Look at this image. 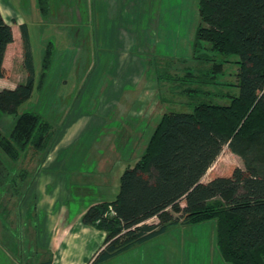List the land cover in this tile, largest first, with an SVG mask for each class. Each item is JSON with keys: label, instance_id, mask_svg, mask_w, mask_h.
<instances>
[{"label": "trees", "instance_id": "obj_1", "mask_svg": "<svg viewBox=\"0 0 264 264\" xmlns=\"http://www.w3.org/2000/svg\"><path fill=\"white\" fill-rule=\"evenodd\" d=\"M38 3L46 15L49 0ZM199 16L197 65L186 68L181 78H170L177 80L174 91L202 102L188 113L163 114L136 164L121 176L116 199L93 205L83 215L85 225L106 233L88 264H103L170 226L209 221L216 222L225 263L264 264V0H200ZM20 30L28 77L14 90L0 91V117H14L8 134L0 129V189L13 196L18 179L25 180L13 165L34 151L41 168L67 118L53 122L50 107L42 113L20 111L37 84L28 29L23 25ZM13 42V29L0 12V78L10 77L4 60ZM52 46L43 53L39 87L52 67ZM201 49L209 53L199 54ZM227 65L237 68L235 83L225 79ZM225 148L243 160L244 170L232 166L219 174L211 169ZM154 218L159 223L150 225Z\"/></svg>", "mask_w": 264, "mask_h": 264}, {"label": "rangeland", "instance_id": "obj_2", "mask_svg": "<svg viewBox=\"0 0 264 264\" xmlns=\"http://www.w3.org/2000/svg\"><path fill=\"white\" fill-rule=\"evenodd\" d=\"M77 1L49 0L46 15H43L38 7L36 16L39 20L35 23L36 25L31 24L28 29L29 44L34 53L33 64L37 84L32 98L20 108V111L42 113L49 101V105L52 106H48L51 108L48 113L52 114L54 118L52 121L58 120L61 123L62 119L74 109L73 105L76 102H74L75 96H71V86L72 83L78 84L77 94L82 96L79 100L84 102L80 108H76L80 109L79 112L85 110L87 114L95 115L100 112V115H96L98 121L96 125H103L100 128L94 127L96 130L91 131L92 136L88 134L89 139L85 138L78 147L84 151L86 160L81 174L91 182H97L98 177L94 165L99 158L98 150L116 147L122 150V153L129 154L128 157L140 158L163 114L167 112L188 113L193 110L196 103L202 102L190 99L187 94V96L180 94L181 90L176 88L174 91L173 87L178 86L177 80L173 81L170 78H181L186 73V68H193L197 65L194 56L198 53L194 50V44L200 25V0H170L171 4L168 3L169 0H164L162 6H152L149 10L147 6L137 4V0H120V5L118 2L117 6H113L111 0H82L79 5L74 6ZM22 8L24 13L30 15L33 7L23 5ZM149 33L150 43L155 47L146 45L145 51L147 52L148 47L155 50L149 55L138 54L140 57L146 56L144 60L147 65L149 64V76L152 78L149 92L152 98H147V90L145 93L142 90L139 96L143 95V99L159 102L154 111L160 113L151 121L144 122L142 118L146 117L143 113L145 106L133 109L131 111L134 117L133 127L135 129L140 127L143 132L141 134L134 132L132 139H129V135L112 133L110 129H123L130 124L131 120H128V125L125 119L121 120L120 116L124 115L119 109L112 110L105 119L101 116V112L105 109L99 110V107L103 102L105 103L104 91L114 82L117 58L124 52L126 38L134 36L128 44L130 48L136 46L134 39L138 35V45L135 50L140 52L142 48L140 43L144 41V37L148 38L145 35ZM19 34H21L20 30ZM50 44L53 45L52 67L48 71L44 86L39 87L43 53ZM17 45L20 52L18 57L16 55L12 77L22 80L25 76L28 77L24 65L25 46L22 34L20 43ZM205 53L209 52L201 49L199 54ZM144 60L141 59L140 62ZM225 69L227 73L225 79L235 83L234 74L237 68L227 65ZM128 78L122 75L119 82L125 83L126 86L125 80ZM63 79L66 81L62 82ZM49 86L55 91L52 96L48 90ZM142 87L140 86L138 90ZM125 89L131 91V86L128 84ZM134 92L135 96L139 93L136 89ZM158 96L165 102L159 101ZM92 120L94 121L93 117L85 118L87 124ZM60 123L56 125V129ZM9 125V122L2 124L0 129L8 134L12 128ZM56 147L57 143L52 150ZM40 159V156H34V151H31L25 160L13 165L15 173H24L25 178L24 181L18 179L17 195L13 196L11 192L2 194L0 189V264H19V259L24 264H38L50 259V254L40 250L41 246L37 245L38 212L35 211V200L31 199L32 185L40 170ZM232 166L245 169L243 160L225 148L211 169L224 174ZM88 170L93 172H88ZM209 180V175L203 179L204 182ZM90 189L91 187L84 188L78 197L74 196L79 200L69 204L72 212L83 205L89 206L90 202L96 198ZM148 223L157 224L159 220L154 218ZM174 243L181 249L180 258L176 253V260L180 261L178 264H227L223 261L217 247L215 221L198 225L170 226L164 235L151 240L147 245H149L150 252L157 251L156 253L160 255L164 253L173 255L175 253L170 252L169 246ZM161 247L163 248L158 250ZM164 247L165 251H163Z\"/></svg>", "mask_w": 264, "mask_h": 264}, {"label": "crops", "instance_id": "obj_3", "mask_svg": "<svg viewBox=\"0 0 264 264\" xmlns=\"http://www.w3.org/2000/svg\"><path fill=\"white\" fill-rule=\"evenodd\" d=\"M81 2L82 0H78L74 3V6L79 5ZM118 2L120 5V0H111L113 6H117ZM168 3L171 4V1L169 0ZM137 4L147 6V10H149V7L151 8L152 6H162L164 0H137ZM23 5H31L33 7L30 15L23 12ZM38 7V0H0V12L5 22L12 27L14 33V42L8 47L4 60V67L10 71V77L9 79L0 78V91L4 89L14 90L18 85L22 84V81L27 79V76L22 80H16L12 77L15 70L14 63L16 61V55L18 57L20 52V48L17 45L20 43L21 36L19 30L23 25H26L27 29L30 28L31 24L32 26L36 25L35 23L39 20V17L36 16ZM145 36L148 38L144 37V41L140 43L142 47L140 52L135 50L137 49L139 36H135L134 41L136 46L130 47L132 49L128 47V44L134 36L126 38V43L123 47L124 52L117 58L114 82L104 91L103 96L105 98V103L103 102L99 107V110L102 108L105 109L101 112V116L105 117V119L111 114L110 112L112 110L119 109L121 110V114L124 115L120 116L121 120L125 119L126 123L128 120H131L130 124L128 125L127 123L128 126L123 129H110L112 133H125L129 135V139H132L134 132L138 134L143 132V129L140 127L137 129L133 127L132 120H134V117L132 115L133 112H131L133 109H139L145 106V111L143 113L146 117L142 118L144 122L151 121L160 113L154 111L159 105V102L155 103L153 100L143 99V95L139 96L142 90L144 93L145 90H147V98H152L149 92L151 89L149 85L152 81V78L149 76V64L147 65L144 60L146 56L140 57L138 54L142 53L149 55L155 50L150 48L151 46L155 47L154 44L152 45L150 43V33ZM146 45H150V47L146 49L147 52L145 51ZM33 54L32 51L34 60ZM141 59L144 60V62H140ZM130 69H132V71ZM122 75L129 77L125 82L126 86L128 84L131 86V91L125 89V83L121 84L119 82L120 76ZM65 81L66 79H63L62 82ZM140 86L143 87L141 90H138ZM147 86L149 87L148 89ZM71 87V96H75L74 102H76L73 105L74 109L67 114L66 120L63 121V129L56 142L57 147L50 152L48 158L41 166L31 189V199L33 201L35 200L36 206L33 201L32 204L35 206V211L38 212V223L36 226L38 227L37 245L41 246L40 250L50 254L51 264L89 263L95 253L103 246L106 233L93 226L85 225L82 221V217L91 206L116 199L120 190L121 176L128 167H133L139 159L128 157L129 154L122 153V150L120 151L116 149V147L114 149L106 147L105 149L98 150V154L100 153L99 158L94 165L98 181L91 182L90 179H86L85 176L81 174L86 160L84 151L78 148L79 144L85 140V138H88V134L91 135V131L94 132L97 127L100 128L103 125H96L98 123L96 115H100V112L95 115L93 113L87 114L85 110L79 112L80 109L76 107L80 108L82 102H84L83 100H79L82 96H79V93L77 94L79 85L72 83ZM50 88L49 86L48 90L52 96L55 91L53 87ZM135 89L137 93L139 92L136 96L134 95ZM158 98L159 101L165 102L160 99V96H158ZM50 101L52 102L53 99ZM48 106H52L49 105V101L47 102V108H49ZM108 108L110 109L108 110ZM81 109L84 108L81 107ZM86 117H93L94 121L92 120V122L87 124L85 121ZM8 122L12 127L14 124V117L10 115L0 117V125ZM111 138L113 139V137ZM141 139H143L142 135ZM88 172L92 173L93 171L88 170ZM85 179L86 181H84ZM88 187H91L90 191L96 198L90 202L89 206L83 205L81 208L76 209L75 212H72L69 208V204L72 201L79 200L75 199L74 196L78 197L82 189ZM148 242L136 245L131 250L103 264H178V262H180L176 260V253L179 254V258L181 255L180 246L175 243L169 246L170 252L175 253L173 255H166L165 253L164 255H160L156 253L157 251L155 253L154 251L150 252L149 245H147ZM162 248L163 247L158 250ZM163 251H165V247Z\"/></svg>", "mask_w": 264, "mask_h": 264}, {"label": "built area", "instance_id": "obj_4", "mask_svg": "<svg viewBox=\"0 0 264 264\" xmlns=\"http://www.w3.org/2000/svg\"><path fill=\"white\" fill-rule=\"evenodd\" d=\"M110 213H111V215L114 214V211L112 210V208H110Z\"/></svg>", "mask_w": 264, "mask_h": 264}]
</instances>
